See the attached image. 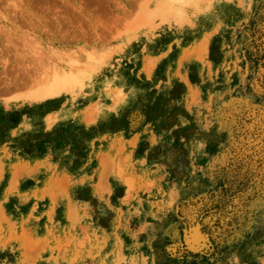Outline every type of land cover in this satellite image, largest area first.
<instances>
[{
	"label": "rangeland",
	"instance_id": "1",
	"mask_svg": "<svg viewBox=\"0 0 264 264\" xmlns=\"http://www.w3.org/2000/svg\"><path fill=\"white\" fill-rule=\"evenodd\" d=\"M0 264H264V0H0Z\"/></svg>",
	"mask_w": 264,
	"mask_h": 264
},
{
	"label": "bare ground",
	"instance_id": "2",
	"mask_svg": "<svg viewBox=\"0 0 264 264\" xmlns=\"http://www.w3.org/2000/svg\"><path fill=\"white\" fill-rule=\"evenodd\" d=\"M66 76V75H65ZM43 80V79H42ZM44 88H46L44 91H43V94L44 95H48V94H50V92L52 93V89H51V87L50 86H48V87H44ZM56 88V87H55ZM56 91V90H55Z\"/></svg>",
	"mask_w": 264,
	"mask_h": 264
}]
</instances>
